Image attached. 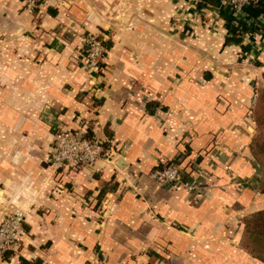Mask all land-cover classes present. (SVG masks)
I'll return each instance as SVG.
<instances>
[{"label":"crops","instance_id":"obj_1","mask_svg":"<svg viewBox=\"0 0 264 264\" xmlns=\"http://www.w3.org/2000/svg\"><path fill=\"white\" fill-rule=\"evenodd\" d=\"M222 0H0V223L22 238L0 264H261L243 247L264 211L250 108L264 88V32ZM250 20V21H249ZM109 44L100 76L83 39ZM86 119L111 153L53 171L52 135ZM198 190L153 174L176 162ZM104 190L100 203L96 195Z\"/></svg>","mask_w":264,"mask_h":264},{"label":"built area","instance_id":"obj_2","mask_svg":"<svg viewBox=\"0 0 264 264\" xmlns=\"http://www.w3.org/2000/svg\"><path fill=\"white\" fill-rule=\"evenodd\" d=\"M26 11H32L36 7L37 0H18ZM227 5L235 19L246 20L244 8L248 5L262 8L261 15L257 19H250V26L259 28L264 32V0H222ZM244 20V21H245ZM261 30V31H262ZM85 66L91 75L100 76L103 72V64L106 50L95 34H87L84 39ZM95 126L96 122L86 119L79 130L57 131L52 135V142L48 153V164L53 171L61 170L65 173H74L80 169H90L101 159H109L111 153L104 149V142L96 136H88V127ZM156 182L163 186L181 185L187 191L198 190L199 186L187 180L179 165L171 162L166 167L153 174ZM24 214L16 210L0 223V254L12 249L20 242L23 234L22 224ZM89 264H105L104 258L99 252L94 254Z\"/></svg>","mask_w":264,"mask_h":264},{"label":"trees","instance_id":"obj_3","mask_svg":"<svg viewBox=\"0 0 264 264\" xmlns=\"http://www.w3.org/2000/svg\"><path fill=\"white\" fill-rule=\"evenodd\" d=\"M41 2L37 0L36 6ZM96 36L102 42L105 50L109 44L103 41L100 35ZM84 50V49H83ZM84 55V51L82 53ZM251 117L255 125V135L250 142V151L257 165L264 169V88L256 90L255 100L250 108ZM107 143L103 144L106 147ZM104 196V190L96 195V204L98 205ZM243 247L246 252L261 264H264V211H259L251 218L245 221L243 229ZM22 264H28L21 261Z\"/></svg>","mask_w":264,"mask_h":264},{"label":"rangeland","instance_id":"obj_4","mask_svg":"<svg viewBox=\"0 0 264 264\" xmlns=\"http://www.w3.org/2000/svg\"><path fill=\"white\" fill-rule=\"evenodd\" d=\"M255 100V95H254V99H253V101Z\"/></svg>","mask_w":264,"mask_h":264}]
</instances>
